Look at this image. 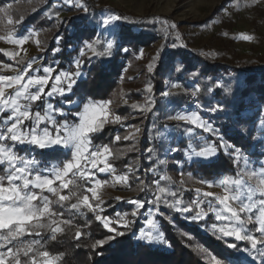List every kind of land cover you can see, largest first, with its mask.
Segmentation results:
<instances>
[{
  "label": "rangeland",
  "instance_id": "rangeland-1",
  "mask_svg": "<svg viewBox=\"0 0 264 264\" xmlns=\"http://www.w3.org/2000/svg\"><path fill=\"white\" fill-rule=\"evenodd\" d=\"M89 1L97 11L87 9L82 0H0V53L11 61L8 66L0 62V230H8L0 233V264L11 255V242L36 230L59 228L50 196L55 204L67 202L76 193L69 190L79 185L78 180L86 185L81 186L83 197L73 207L98 213L109 228V218L100 214L108 210V200H132L140 192L130 187V176L146 169L131 159L139 150L146 121L142 118L149 111L148 133H158L157 142L163 144L159 160L147 170L156 176L153 184L160 187L162 182L175 181L192 192L194 198L187 203L172 194L175 210L187 222L196 221L204 234L244 243L238 252L243 264H264V132L257 133L255 141L259 155L251 157L227 143L216 126V120L225 114L221 95L231 92L227 82L235 79L232 67L240 72L264 68V0ZM111 10L138 17H167L169 22L161 21L162 31L144 45L137 37L140 30L122 29ZM40 12V26L25 23L27 17ZM81 14L86 22L74 40L77 53L58 71L59 29L70 18L80 20ZM69 34L71 37L72 31ZM108 50L120 54V73L113 83L104 79L101 92L94 97L64 103L61 98L71 95L87 70L106 64ZM161 56L160 107L153 111L151 65ZM201 60L221 64L229 71H206ZM185 88L195 90L194 104H185ZM53 100L60 101L55 104ZM203 104L210 107L204 109ZM78 106L79 111L71 115L73 120L60 121L67 109ZM259 109V113L245 110L242 116L256 114L255 127L263 131L264 106ZM172 123L190 129L174 134ZM105 126L116 128L111 143L94 144L93 135ZM16 148L26 152L18 156ZM54 150L61 151L54 159L46 160L48 155L37 153ZM219 152L235 159L238 167L232 173L202 180L182 170L192 162H211ZM175 153L179 159L173 158ZM128 155L131 157L126 158ZM122 160L128 162L120 170ZM161 195L159 188L155 203ZM202 196L210 198L203 207ZM154 209L144 213L145 227L139 233L147 242L161 237ZM125 214H117L119 221ZM184 235L204 264H219L192 234Z\"/></svg>",
  "mask_w": 264,
  "mask_h": 264
},
{
  "label": "trees",
  "instance_id": "trees-1",
  "mask_svg": "<svg viewBox=\"0 0 264 264\" xmlns=\"http://www.w3.org/2000/svg\"><path fill=\"white\" fill-rule=\"evenodd\" d=\"M86 8L91 11H97L92 2L82 0ZM54 12H59L56 6H50ZM121 23L122 29H139V37L141 44H148L157 33L163 29L161 21L169 22L167 17H138L125 14L118 10H111ZM78 20L77 17L70 18L68 25L60 28L61 47L56 55L58 59L57 69L62 70L66 63H69L77 53V47L74 40L79 38L81 26L86 22V18ZM43 18L41 12L26 18L25 23L40 26ZM49 22V21H48ZM72 31L71 37L69 32ZM54 44H51V47ZM50 47V51L54 48ZM110 58L103 67L95 66L87 70L86 78L77 81L71 90V95L64 96L61 100L69 104L75 99L94 97L95 92H101V85L104 79H108L109 83H113L114 78L120 73V64L117 62L119 52L108 50ZM195 58V56H193ZM202 66L206 71L215 73L217 70L228 72V68L223 65L211 62L209 60H201ZM0 62L8 66L11 61L8 60L6 54L0 53ZM21 63V59H19ZM189 65V62H186ZM119 64V65H118ZM163 64V56L157 58L151 65L152 94L154 96V109H159V100L161 99V83L159 77L161 75V65ZM155 67V68H154ZM112 71L117 73H112ZM231 72L234 73L235 79L229 80L227 83L231 87V92L227 95H221L225 114L217 119V130L227 143H231L234 147L244 151L251 157H257L259 154L255 148L258 131L254 124V116H242L245 110L258 111L259 105L264 106V68L257 72L246 71L240 72L232 67ZM113 74V75H112ZM115 74V75H114ZM185 96V93H184ZM216 98L220 95L216 94ZM256 98H255V97ZM55 104H58L60 100ZM186 104V101H185ZM204 109H208L210 104H203ZM64 108V107H63ZM62 108V109H63ZM76 108L67 109V114L62 120H73L71 115L79 111ZM123 110H121L122 112ZM126 110H124L125 112ZM222 111V110H220ZM126 113V112H125ZM145 130L142 132V139L139 142V150L132 158L133 161H139L142 168L146 172H134L130 177V187L139 189V194L132 200H117L111 197L108 200L110 205L108 210H102L101 216L109 218V228L103 224L102 218L98 217V213H94L84 208L76 209L73 205L77 204L83 197L82 185H86L82 180H78V184L69 191L76 192L67 202L54 203L52 210L55 213V220L59 221V228L49 232L45 230H36L31 234H26L23 240H17L9 244L11 255L5 264H204L193 246V242L189 240L184 233H190L201 244L207 247L212 255L219 261V264H243L239 258V251L245 245L241 242L231 240L225 242L211 235L204 234L197 229V223L194 220L186 221L172 206L174 199L172 194L182 198V203L192 201L194 194L183 190L175 181L167 180L162 182V186L153 184L156 178L153 174H147L148 168L157 163L160 156V150L163 146L161 142H157L158 133H148V125L151 121V111L144 113ZM135 122V120L133 121ZM136 123V122H135ZM172 131L178 134H184L190 126L186 124L172 123L170 124ZM116 131L115 127L105 126L95 133L92 137L94 144H110L112 137ZM183 141L181 147H184ZM18 156H23L26 149H15ZM41 153L48 155V159H54L61 155V151H51L50 153ZM132 155V154H131ZM131 157L130 155L126 158ZM173 158L179 159L180 156L175 153ZM122 162L120 170L124 169V165L128 162ZM186 165V164H185ZM183 165L182 170L191 172V174L202 180L214 179L222 172L232 173L237 167L233 157L225 155L222 152L211 162H192L189 166ZM173 168V167H172ZM166 184H168L166 186ZM165 185V186H164ZM160 188L162 195L159 201L155 203L157 190ZM205 200L201 204L203 207L207 200L206 196H202L199 201ZM158 204L159 206H157ZM152 208H157V221L161 237L153 241H144L140 239L139 233L145 227L144 213ZM125 214L123 220L117 214ZM193 215V214H190ZM188 215L186 216V218ZM7 229L0 230L1 234H6ZM229 244L233 246L230 247Z\"/></svg>",
  "mask_w": 264,
  "mask_h": 264
},
{
  "label": "built area",
  "instance_id": "built-area-1",
  "mask_svg": "<svg viewBox=\"0 0 264 264\" xmlns=\"http://www.w3.org/2000/svg\"><path fill=\"white\" fill-rule=\"evenodd\" d=\"M184 91H185V95H186V99H187L186 103L187 104H191V103L194 104V100L196 98L195 90L185 88Z\"/></svg>",
  "mask_w": 264,
  "mask_h": 264
}]
</instances>
